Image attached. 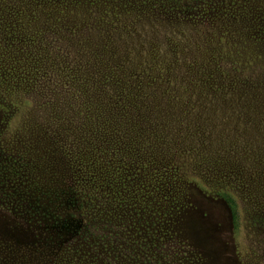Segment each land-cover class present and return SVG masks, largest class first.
<instances>
[{
  "label": "rangeland",
  "instance_id": "1",
  "mask_svg": "<svg viewBox=\"0 0 264 264\" xmlns=\"http://www.w3.org/2000/svg\"><path fill=\"white\" fill-rule=\"evenodd\" d=\"M0 264H264V0H0Z\"/></svg>",
  "mask_w": 264,
  "mask_h": 264
},
{
  "label": "trees",
  "instance_id": "2",
  "mask_svg": "<svg viewBox=\"0 0 264 264\" xmlns=\"http://www.w3.org/2000/svg\"><path fill=\"white\" fill-rule=\"evenodd\" d=\"M85 3H87V0H84ZM130 2V0H127ZM133 1L134 0H131L132 4H133ZM126 3V2H125ZM153 4V7L156 6L157 9H159V7H163L165 4L162 3V2H158L157 5H154V3L151 2V5ZM174 7H177L179 10H182V9H186V6L184 4H182L181 2L180 3H176V4H173ZM62 12L60 11V14ZM164 173L166 174H169V173H175L174 169L171 167V166H165L164 167V170H163ZM158 175V174H157ZM159 177V175H158ZM171 177V176H170ZM173 178H175V176H173ZM127 184V181L126 179L123 180L120 185H122L124 187V185ZM179 182H176V180H172L171 182L168 181V183L166 184V191L168 193L167 195V198H169L170 200V208L172 209L173 211V217H178V216H181V214L179 215V213H182V212H186V210L188 209V207L191 205H189L187 207L186 204H181L180 200L181 198L178 196V192L180 190V186H179ZM190 185V184H189ZM183 192L185 193V195H187V200L189 202L192 203V199H194V195L197 193V190L195 189V187L193 185H190V186H186L185 189H183ZM182 193V192H181ZM179 193V194H181ZM201 197L203 198H206L205 195H201L199 194ZM219 199H221L222 201H224L227 206H228V209H229V212L231 214V216H233L235 218L236 216V209L234 207V200L228 196V195H222L219 197ZM192 200V201H191ZM194 202V201H193ZM190 208V207H189ZM99 224V223H97ZM95 227L94 224L90 223L89 221H87V224L83 221V223H79L76 227V234L78 235V237L76 236V241L75 242H79V244L82 245L83 247V242L85 241L86 244H91L90 242L92 241H95V240H92L90 242H87V240H85L86 237V234H88V231L91 232V228L93 229ZM99 229V228H98ZM102 231L105 230V226H103L102 228ZM89 235V234H88ZM91 237H93L94 235H90ZM95 237V236H94ZM88 239V238H87ZM83 253L86 255V252L85 250H82ZM97 253V252H96Z\"/></svg>",
  "mask_w": 264,
  "mask_h": 264
}]
</instances>
